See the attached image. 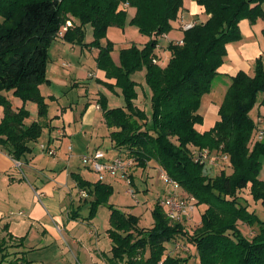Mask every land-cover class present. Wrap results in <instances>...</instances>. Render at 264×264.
I'll list each match as a JSON object with an SVG mask.
<instances>
[{
  "label": "trees",
  "instance_id": "1",
  "mask_svg": "<svg viewBox=\"0 0 264 264\" xmlns=\"http://www.w3.org/2000/svg\"><path fill=\"white\" fill-rule=\"evenodd\" d=\"M196 2L207 19L183 30L182 43L169 42L164 47L168 59L161 65L158 36L171 29L170 21L176 19L182 0H0V149L19 160L41 136L45 125L40 119L47 116L48 104L39 86L49 82L48 48L72 17L78 23H72L61 39L97 48V68L115 80L107 86L118 87L123 95L124 104L119 107L107 108L103 95L97 100L117 156L131 160L132 168L153 162L179 185L184 193L180 197L192 198V208L202 207L200 221L191 231L185 225L189 217L170 220L159 200L153 205L154 222L149 228L141 227L137 216L108 205L111 249L110 256L105 255L107 264H264V218L249 210L239 196L248 188L264 211V179L259 178L264 132L258 140L257 120L249 114L255 106H264L260 58L253 75L238 71L230 78L214 124L203 131L197 127L203 122L201 99L211 90L226 44L241 38L242 19L264 17V0ZM122 3L136 7L130 23L149 40L142 46L133 43L121 48L116 63L112 44L102 45L99 39L110 25H123ZM85 23L92 26L90 43L83 40ZM138 70H144L150 90V114L135 104L138 82L132 74ZM11 97L19 98L21 106L14 107ZM27 102L36 105L37 120L26 122L30 116ZM199 150L225 156L231 172L220 169L209 174L210 166L195 155ZM92 188L93 215L98 205L107 203L112 187L98 180ZM240 224L254 233L246 236ZM8 238L13 236L8 234ZM177 243L188 250L173 251ZM20 244L1 240L0 264H32L24 251L10 250Z\"/></svg>",
  "mask_w": 264,
  "mask_h": 264
},
{
  "label": "crops",
  "instance_id": "2",
  "mask_svg": "<svg viewBox=\"0 0 264 264\" xmlns=\"http://www.w3.org/2000/svg\"><path fill=\"white\" fill-rule=\"evenodd\" d=\"M198 9L203 11L202 6L194 5V10L197 11ZM207 17L208 15L204 14L205 20ZM68 20L74 23L72 17L68 18ZM193 20L194 18L191 21ZM71 27H73V25H71L70 28ZM263 29L264 17L257 18L254 21L242 19L239 22L241 38L226 44L223 62L218 67V74L213 79V81L215 79L216 81L218 80L217 83L220 81L219 83L225 88V91L230 84V78L238 71H244L249 75H253L256 60L260 58L264 63ZM170 35L173 36V33H170ZM161 37H158V45L156 47V51L159 55V49H161V43H159V41ZM175 39L178 38H172L174 41ZM59 40L63 39L60 38ZM168 40L170 41V39ZM54 42L55 40L50 44L48 53L49 49L55 45ZM144 43H142V45ZM62 48L64 47L62 46ZM88 49L94 52L96 58L98 49L94 47ZM73 50L76 51L75 48H73ZM79 52L82 55L81 49ZM60 55L61 54H59V56ZM113 60L118 63V59ZM79 61L78 65H81ZM62 64L57 66L47 63L46 77L49 80L48 83L52 81L53 75L59 74V72L62 75L64 70L71 67L69 64L65 66ZM59 67L61 69H59ZM71 73H73V71H71ZM85 73L88 74H84L83 78L85 77V80L88 81L84 84L91 82L90 79H96L95 81L102 83L101 85L103 86H107L106 83H115L114 79L106 78L105 72L101 69L96 68L95 71H86ZM66 74L68 75L65 76V80L70 77V71ZM43 84L39 86V89L41 94L45 97V100H47V94H45L42 89ZM69 84H71V86H77V84L80 83H77L73 78ZM91 89L92 87H86L84 91L86 97L82 104H79V102L75 103L73 100L67 102L69 108L60 98H57L54 94H48L50 100L56 103V112L55 114L53 112L52 115H49V103L47 102L48 112L45 117L46 119H40L45 125L42 134L37 141L30 143L32 150L18 160L20 162L19 166L16 165L14 158L0 149V241L6 240L7 244L21 243L17 249L13 248L12 250L24 251L25 258L31 261L32 264H66V262L69 264L68 259L70 255H73L77 261L79 257H81L83 262L89 263L90 261V264H107L105 255H110V252H107V254L102 250V245L99 241L100 228H97L94 224L97 217L91 214L93 208V206H91L93 198L92 183L98 181L97 174L89 166L81 162L82 155L100 149V145L97 144L101 143L103 145L106 136H109L110 132V128L106 126L103 116L101 115L102 110L97 102L99 96L87 93L88 91L90 92ZM109 89L113 93L117 92L116 87ZM11 100L14 102L15 98L11 97ZM109 101L110 99L107 97V106H109ZM17 102L19 105L20 102ZM18 105L14 107H19L20 105ZM25 106L27 107L26 104ZM29 112L30 119H38L37 109L34 118L31 117L32 109H30ZM96 115L102 116L100 128L95 125ZM53 117L59 119L56 120L53 119ZM26 122H29L28 119ZM95 127L100 130L106 128V131L100 135L96 134V137H94L96 131ZM45 129L46 132H44ZM88 129L91 130L90 133H88ZM97 140L98 143L96 142ZM110 143L114 153L112 156L108 154L109 157H107V159L118 155L117 149L114 148L111 141ZM49 150L54 151V153L52 154ZM150 163H148L145 168L137 166L131 168L129 171L132 173V175H130V182H133L135 177L139 178L140 181H145V178H147L145 181L147 184L148 179L152 176V171H156V169L150 167ZM155 178L161 181L160 187L162 189H158L159 193L156 195L153 202H150L149 199L146 198H143V201L137 200L136 194L133 191L134 196L131 195V197L134 201L131 200V202L126 204V207L122 209L120 208L123 206L121 204V199H125V196H128V194L124 192L120 195L118 191V198L115 201L117 205L109 202L110 205L125 214L137 216L139 218V225L141 221L144 220L149 225L146 228L151 227L154 222L152 216L154 203L158 200L160 201L162 197L172 191V187L162 181L160 176L158 178L156 174ZM121 180L123 179L120 177L109 175L101 181L112 187L109 200H111V197L115 194L114 185L118 184V186H120L121 183L125 181ZM81 191H86V196H81ZM127 191L129 192V189ZM140 191H144V197H147V188L144 189V186H142V190ZM182 193L181 190L176 191L177 195H182ZM99 206L100 205H98L95 210L96 214L98 213ZM160 207L162 211L165 212V207L161 205ZM145 208L146 211H144ZM109 212L110 210L108 209V216L106 215V223L108 226L106 227L105 223V229L109 227ZM149 213L152 220L149 218ZM189 218H191V221L187 219V224H189L190 227L199 223V207L194 205L189 212ZM87 233H97L96 241L91 248L83 249L82 237L84 238ZM8 234L13 236L12 240H9ZM121 264L124 263L122 262Z\"/></svg>",
  "mask_w": 264,
  "mask_h": 264
},
{
  "label": "rangeland",
  "instance_id": "3",
  "mask_svg": "<svg viewBox=\"0 0 264 264\" xmlns=\"http://www.w3.org/2000/svg\"><path fill=\"white\" fill-rule=\"evenodd\" d=\"M194 5L198 6L196 0H182V6H181L180 10L178 11L176 19H173L170 21L171 29H169L168 31L163 33L162 37L160 36L161 39H160L159 43H161L160 44L161 49H159V52H160L159 63L161 65H164L166 63L168 56H169V51L164 47L169 42L174 41V40H172V38H178V39H175V41L182 40V37H183L182 26L186 23H190V22H194V21L202 22L203 20H205L204 14H206V13H205L204 9H203V11H201L200 9H198L196 11V10H194ZM120 7L125 8V11H126V17H125V21H124L123 25L122 26L110 25L107 28L105 35L99 39V42L102 45L106 44L107 42H110L112 44L113 49L111 51V56L115 60L118 59V57H117L118 52L121 48L127 47L133 43L136 44L137 46H142V43L149 40V36L141 34L138 31L137 26L130 23L131 18L134 16V14L136 12V7L133 5L127 6L126 3L120 4ZM193 18H194V20L191 21ZM73 22L78 23V21L76 19L75 20L73 19ZM83 28H84L83 40L85 43H87V42L90 43L93 40L92 26L89 23H85ZM170 33H173V36H171ZM59 39L60 38L55 39V42H54L55 45H53L49 49V61H48V63H49V65H57V66H60L62 63H65L66 65L67 64L71 65V67L64 70L65 72L63 71L62 75L60 74V72H59V74L57 73L56 75H53L52 81H50V83H44L43 84L42 89L44 90L45 94H47L46 102L49 103V115H52L53 112L55 114L56 103H53L50 100V98L48 97V94H50V95L54 94L57 98H60V100L62 102L66 103L65 105H67V107H68L67 102L72 101V100L75 103L79 102V104L80 103L82 104L84 98L86 97L84 91L86 90L87 86L89 88L92 87L91 91L90 92L88 91L87 93L95 94L98 96L103 95L106 97V101H107V97L110 99L109 106H107V108L123 106V104H124L123 95L121 93V90L118 87H116V91L118 93L117 92L113 93L106 85L103 86V85H101L102 83L96 82L95 81L96 79L95 80L90 79V81H91V82H89L90 84L89 83L84 84L86 81H88V80H85V77L83 78L84 74H88L85 72L86 71L92 72V71H95L97 68L96 58H95L94 52L90 51V49H88L90 47L81 46V45L75 44V43L64 42L63 40H59ZM168 39H170V41ZM59 41H61V42H59ZM162 44H164V45H162ZM62 46L64 48H62ZM70 47L75 48L76 51H74L73 48H70ZM80 49L82 50V55L79 52ZM59 54H61V55L59 56ZM79 60H81V61H79ZM78 61L81 62V65H78ZM117 62H118V60H117ZM59 69H61V68L59 67ZM62 70H63V68H62ZM59 71H61V70H59ZM68 71H70V77L67 80H65V76L68 75V74H66V73H68ZM71 71H73V73H71ZM49 75L51 76L50 73H49ZM132 77L138 81L137 99L135 100V104L138 107L144 109L146 111V113L150 114V90L144 82V70L136 71L132 75ZM73 78L75 79V81H77V83H80V84H77V86H71V84H69V82H71L73 80ZM217 81H216V79L213 81L212 89L210 90V92L208 94H205L201 99L199 113L203 116V122H202V124H199L197 126L200 131H203V130L210 128L214 124V122L218 119L217 111H218L219 104L221 103V101L223 99V96L225 93V88H223L220 85V83H219L220 81L218 83H217ZM98 83H100V84H98ZM14 98H15V101L13 102V106L18 105L17 101H19L20 104L22 103V101L19 98H16V97H14ZM59 103H61V102H59ZM26 105H27L26 108L28 110L32 109V116L31 117L34 118V116L36 115V109H37L36 105L32 102H28V103H26ZM96 111L99 112L98 110H96ZM1 114H2V108L0 109V116H1ZM249 114L253 120H255V121L257 120V123H258L257 125L259 128L264 127V106H261L259 108L254 107L250 111ZM45 119L46 118H42V120H45ZM53 119L58 120L59 118L57 119V118L53 117ZM28 121L30 122V121H32V119L28 118ZM101 122H102V116L96 115L95 116V125L99 126V128H100ZM95 128H96V131H95L94 137H96V134L100 135L106 131V128H102L101 130L97 127H95ZM87 131H88V133L91 132L90 129H88ZM44 132H46V129L44 130ZM103 139H105V138H103ZM110 141L111 140H110L109 136H106V139H105V142L103 143V145L101 143H98V140L96 141L98 143L97 145H100L99 146L100 150H102L104 152L106 158L109 157V155L112 156L114 153V150L110 146V144H111ZM214 161H215L214 164H210V163L205 164V166H210L209 174L214 175V174L218 173L220 169H224V171L227 174H229L231 172V168L229 166H227L226 163H224L226 160H223V157L222 158L218 157ZM151 164L154 165V163L151 162L150 167L156 169V171H154V170L152 171V173H151L152 176H150V178L148 179L147 184L145 182L147 180V178H145V181H140L139 178L135 177L134 181L129 182V183H127L124 180H121V181H124L123 182L124 184L121 183L120 186H118V184L114 185L115 186V194H114V196L111 197V200H109V197L111 196V195H109V197L107 199V203L100 204V206L98 208V213L97 214H96V212L94 213V216L96 215V217H97L96 221H94V224L97 228H100L99 229V232H100L99 241H100V244L102 245V250L105 251L106 253L110 252V249H111L110 248L111 247V240H110L109 236L107 235V229H105L108 226V224L106 223L107 222L106 215L108 216V209H109L108 205H110L109 202L116 204L115 201L118 198L117 192L119 191L120 195L124 192H126L128 194V196H125V199L124 198L121 199L122 200L121 204L123 206H121L120 208L124 209L126 207V204L130 203L131 200L134 201V199L131 197V193L127 191L128 189L135 192L137 200L143 201V198H146V199H149L150 202H153V200L156 198V195L159 193L158 189H162L160 187L161 181L158 180L157 178H155L156 174L159 178L160 169L158 167L151 165ZM97 178H98V176H97ZM259 178L264 179V158L262 159V167H261V170L259 173ZM142 186H144V189L145 188L148 189L147 197H144L145 196L144 191L143 192L140 191V190H142ZM239 196L241 197L242 202L248 206L249 210L254 211L258 216H260L261 218H264V211L262 210L261 204L259 202H255L250 197L248 188L242 190L240 192ZM199 210H202L201 206H199ZM144 211H146V208ZM149 218L152 220L150 213H149ZM188 219H189V221H191V218H188ZM187 222H188V220L186 221V224H185L187 229L192 231L196 225H193L190 227L189 224H187ZM105 223H106V227L104 226ZM140 225L144 226V227L149 226L148 223H146V221H144V220L141 221ZM240 227L243 231V234H245L246 236H250L254 233L253 228L247 227L244 224H240ZM96 235H97V233L96 234L95 233H91V234L87 233V235H85L84 238L82 237L83 249H87V248L92 247V245L96 241ZM12 249H10V250H12ZM108 256H110V255H108ZM68 263L69 264H90V261H89V263L83 262L81 257H79V260L77 261V259L73 255H70V258L68 259ZM193 263H194L193 261H189V264H193ZM66 264H67V262H66Z\"/></svg>",
  "mask_w": 264,
  "mask_h": 264
},
{
  "label": "built area",
  "instance_id": "4",
  "mask_svg": "<svg viewBox=\"0 0 264 264\" xmlns=\"http://www.w3.org/2000/svg\"><path fill=\"white\" fill-rule=\"evenodd\" d=\"M195 22L186 23L182 26L183 30L191 28ZM72 25L70 20H67L58 30V38H61L64 32ZM174 43H182L181 40L173 41ZM66 64L63 63V66ZM264 127L257 129V139L260 140L263 136ZM52 154L54 151L49 150ZM195 155L199 158L200 162L214 164L215 157L214 154H208L206 150L204 151H195ZM225 158V156H221V158ZM81 162L84 165L89 166L98 176V180L102 181L106 176H115L120 177L125 180L127 183L130 182L129 171L133 166V162L129 159H125L122 156H114L111 159H107L104 152L100 149H96L90 153L84 154L81 156ZM17 166L20 165L18 160H15ZM159 176L162 181L172 187V191H170L167 195L162 197L159 201L160 205L165 207V214L167 218L170 220H180L185 217L187 219L189 217V212L192 209V204L190 201H193L192 198L190 200L180 197L176 194L178 191L179 185L172 180L170 177L166 175V173L162 170L159 171ZM131 195L134 196L132 190H129ZM81 196H86V191H81ZM186 251L188 248L181 247L180 244H175L173 251L178 250Z\"/></svg>",
  "mask_w": 264,
  "mask_h": 264
}]
</instances>
